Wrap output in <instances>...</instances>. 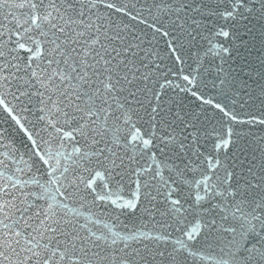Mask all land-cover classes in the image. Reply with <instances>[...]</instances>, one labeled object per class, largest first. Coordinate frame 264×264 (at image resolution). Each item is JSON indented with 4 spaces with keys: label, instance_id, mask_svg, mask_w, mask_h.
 I'll return each mask as SVG.
<instances>
[{
    "label": "snow or ice",
    "instance_id": "obj_1",
    "mask_svg": "<svg viewBox=\"0 0 264 264\" xmlns=\"http://www.w3.org/2000/svg\"><path fill=\"white\" fill-rule=\"evenodd\" d=\"M0 264H264V0H0Z\"/></svg>",
    "mask_w": 264,
    "mask_h": 264
}]
</instances>
